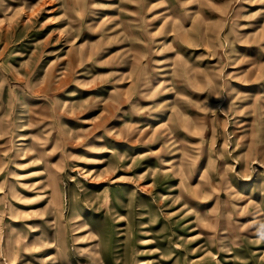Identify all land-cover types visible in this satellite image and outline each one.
<instances>
[{"label": "rangeland", "instance_id": "obj_1", "mask_svg": "<svg viewBox=\"0 0 264 264\" xmlns=\"http://www.w3.org/2000/svg\"><path fill=\"white\" fill-rule=\"evenodd\" d=\"M141 263L264 264V0H0V264Z\"/></svg>", "mask_w": 264, "mask_h": 264}, {"label": "bare ground", "instance_id": "obj_2", "mask_svg": "<svg viewBox=\"0 0 264 264\" xmlns=\"http://www.w3.org/2000/svg\"><path fill=\"white\" fill-rule=\"evenodd\" d=\"M47 244H49V243H47ZM47 244H46V245H47ZM51 244H52V243H51ZM47 250H48V249H47ZM47 250H46V251H47ZM141 264H142V263H141Z\"/></svg>", "mask_w": 264, "mask_h": 264}]
</instances>
